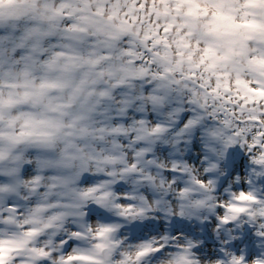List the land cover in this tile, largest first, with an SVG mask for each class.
Masks as SVG:
<instances>
[{
  "label": "clouds",
  "instance_id": "9594fccd",
  "mask_svg": "<svg viewBox=\"0 0 264 264\" xmlns=\"http://www.w3.org/2000/svg\"><path fill=\"white\" fill-rule=\"evenodd\" d=\"M0 264H264V0H0Z\"/></svg>",
  "mask_w": 264,
  "mask_h": 264
}]
</instances>
